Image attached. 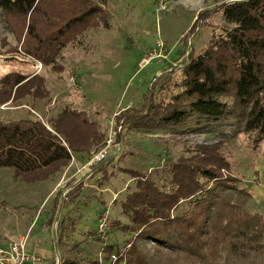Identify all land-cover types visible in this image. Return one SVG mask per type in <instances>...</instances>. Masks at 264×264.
<instances>
[{"label":"trees","instance_id":"16d2710c","mask_svg":"<svg viewBox=\"0 0 264 264\" xmlns=\"http://www.w3.org/2000/svg\"><path fill=\"white\" fill-rule=\"evenodd\" d=\"M105 4L0 0V13L22 54L58 72L56 57L62 49L88 29L108 28ZM217 9L219 31L210 34L199 52H190L179 79L160 88L166 97H152L142 105L126 121L129 128L201 130L228 121L229 138L243 135L253 150L264 142V0L221 3ZM27 95H43L37 75L0 77V105ZM47 125L51 131L36 119L0 122V168L25 181L42 180L67 166L71 150L87 153L104 138L82 112L63 111L47 119ZM57 131L66 134L68 145L56 140ZM186 154L160 171L159 183L139 171L120 170L133 180V187L119 201L126 223L109 227L132 239L115 252L112 264H148L138 247L143 241L179 254L190 264H219L222 256V264L233 259L264 264V214L249 212L250 192L239 188L236 178L221 176L222 169L229 170L221 143L194 145ZM181 204L185 209L178 213ZM113 250L103 245L101 261L67 256L60 264H106Z\"/></svg>","mask_w":264,"mask_h":264},{"label":"rangeland","instance_id":"374dc122","mask_svg":"<svg viewBox=\"0 0 264 264\" xmlns=\"http://www.w3.org/2000/svg\"><path fill=\"white\" fill-rule=\"evenodd\" d=\"M239 1L166 0L159 9L156 0H106L103 8L108 28L88 29L62 49L56 57L58 72L41 65L34 68L36 63L22 54L0 13V77L7 73L27 78L37 75L43 89L41 96L27 95L0 105V122L36 119L48 127L47 119L53 120L63 111L82 112L104 136L90 151L109 136L118 143L96 165H87V154L71 150L67 168L41 182L26 183L10 169L0 168V230L13 227L17 234L26 232L28 243L37 239L38 248L53 259L51 263L43 259L47 264L54 259L60 264L67 256L101 261L103 245L113 246L111 255H116L132 239L131 234L109 227L113 222L126 223L119 201L133 187V180L120 170H136L159 183L160 171L186 156L194 145L221 143V153L229 162V170L222 169L221 176L234 177L239 188L247 189L245 181L250 180L256 162L264 159V142L253 150L243 135L229 138L228 121L201 130L142 131L126 124L152 97H166L160 88L179 79L187 51L199 52L210 34L219 31V5ZM199 12L205 15L199 16ZM116 128L117 137L112 135ZM53 135L68 145L64 132ZM62 173L64 181L56 187ZM247 207L249 212H258ZM184 209L181 204L176 212ZM103 212H107V222L100 233ZM27 225L30 227L23 230ZM138 247L148 264H190L181 255L148 241ZM227 264L252 263L233 259Z\"/></svg>","mask_w":264,"mask_h":264},{"label":"built area","instance_id":"2783aa9c","mask_svg":"<svg viewBox=\"0 0 264 264\" xmlns=\"http://www.w3.org/2000/svg\"><path fill=\"white\" fill-rule=\"evenodd\" d=\"M244 1V0H240ZM166 0H156V5L159 9H163ZM34 68H40V64L35 62ZM119 129L116 128L112 135L117 137ZM112 132V130L110 131ZM118 147V143H115L112 136H109L105 142L93 150H89L86 154L87 165H96L101 163L106 155L111 151V148ZM107 222V212L101 213L99 220V232L102 233L105 230ZM27 235L18 236L13 239L4 241L0 237V264H47L43 261V257L37 253L28 252L26 250ZM122 251V250H120ZM115 260V255H110L108 262L112 264ZM52 264H58L55 259Z\"/></svg>","mask_w":264,"mask_h":264},{"label":"crops","instance_id":"0c3cea01","mask_svg":"<svg viewBox=\"0 0 264 264\" xmlns=\"http://www.w3.org/2000/svg\"><path fill=\"white\" fill-rule=\"evenodd\" d=\"M31 99H45V98H31ZM7 103V102H6ZM5 104V103H4ZM3 105V104H2ZM46 127V126H45ZM48 131H51L48 127H46ZM76 153H82V154H86L84 152H76ZM72 152H70V158ZM69 163V162H68ZM69 164H67L68 166ZM67 166L65 168H67ZM65 170V169H64ZM66 172V170L64 171V173ZM253 174L251 175L250 180L245 181L246 182V187L247 190L250 192L251 195V199L248 202V205L251 209L258 211L259 213L264 214V159L260 160L258 162H256L254 168L252 169ZM58 171L52 173V175L48 176L45 179L42 180H36L37 182H41V181H45L48 179H52L51 177H53L54 175H57ZM64 173H62V176L60 177L59 182L56 184V187L58 185H60L64 180ZM77 180V178H76ZM75 180V181H76ZM36 181H26V183H30V182H36ZM31 225V224H30ZM30 225H27L28 227H25L26 230L30 227ZM9 229V230H8ZM11 229V230H10ZM19 232V231H18ZM18 232H16L14 230L13 227H9V228H5V229H1L0 230V237L1 239H3L4 241L9 240V239H13L16 238L18 236H22L25 235V233L23 234H17ZM17 234V235H16ZM28 233H26L27 235ZM38 243L39 241L37 239H35L32 243H28L26 241V250L28 252H33V253H37L40 256L43 257V259H45L46 261H50V263L53 261V259L51 257H49L48 252L45 250H42L41 248H38ZM52 259V261H51ZM55 260V259H54Z\"/></svg>","mask_w":264,"mask_h":264},{"label":"water","instance_id":"95a60500","mask_svg":"<svg viewBox=\"0 0 264 264\" xmlns=\"http://www.w3.org/2000/svg\"><path fill=\"white\" fill-rule=\"evenodd\" d=\"M190 52H191L190 50L187 51L186 59H187V57L189 56ZM185 62H186V60H185Z\"/></svg>","mask_w":264,"mask_h":264}]
</instances>
